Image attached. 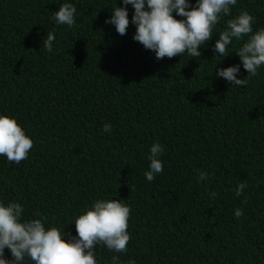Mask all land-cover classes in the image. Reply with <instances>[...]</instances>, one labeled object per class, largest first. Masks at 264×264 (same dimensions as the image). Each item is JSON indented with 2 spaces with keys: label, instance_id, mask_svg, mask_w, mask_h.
<instances>
[{
  "label": "trees",
  "instance_id": "16d2710c",
  "mask_svg": "<svg viewBox=\"0 0 264 264\" xmlns=\"http://www.w3.org/2000/svg\"><path fill=\"white\" fill-rule=\"evenodd\" d=\"M63 3L76 7L71 28L53 18ZM115 6L128 13L124 35L105 23ZM244 10L253 32L264 28V0H237L199 58L157 59L133 39L134 8L122 0H0V115L33 142L19 164L0 156V202L21 204L24 220L42 219L68 242L93 201L122 200L127 250L98 243L97 264L113 255L119 264H264V65L233 87L216 69L239 65L237 79L247 76L236 54L247 36L233 38L225 57L213 51ZM49 32L51 52L42 42ZM156 142L163 172L148 182ZM197 170L208 180L198 183ZM4 258L12 260L7 248Z\"/></svg>",
  "mask_w": 264,
  "mask_h": 264
},
{
  "label": "clouds",
  "instance_id": "9594fccd",
  "mask_svg": "<svg viewBox=\"0 0 264 264\" xmlns=\"http://www.w3.org/2000/svg\"><path fill=\"white\" fill-rule=\"evenodd\" d=\"M122 3L131 4L134 8L132 23L136 25V33L133 39L146 49L153 50L156 58L161 59L185 52L190 57L199 58L201 53L198 47L206 46L214 34V25L222 16L231 15V8L237 4V0H197L194 7L189 5L188 0H146L148 10H145V0H122ZM173 12L186 19H175ZM75 14L76 7L73 4L63 3L59 5L58 11L53 12V18L58 25L71 28L75 24ZM254 20L255 17L248 11H240L226 21V27L218 34L219 39L213 47L214 53L225 57L229 54L227 46L232 44L233 38L240 40L247 36V41L236 51L247 76L237 79L239 65L216 69L217 77H223L233 87L245 86L248 78L256 76L260 66L264 65V28L253 32L251 25ZM105 23L113 24L116 31L124 35L129 24L126 7L115 6ZM54 40V33H47V39L42 41L45 51L53 50ZM103 130L110 133L112 125L105 123ZM32 146V140L14 118L0 115V156H6L8 161L19 164L27 158ZM164 151L159 142L151 145L149 170L144 173L148 182L163 172L160 156ZM197 172L198 183L208 180L207 173ZM247 186L246 182L239 183L235 194L243 195ZM211 195L215 197L217 194ZM121 201H93L83 214L74 217L77 237H72L68 242L62 239L66 234L61 229L49 227L46 230L42 219L24 220L21 204L0 202V264H22L25 257L34 264H97L94 246L98 243H102L109 251L124 253L130 239L127 232L130 207ZM243 214L240 208L234 212L236 218ZM5 248L10 250L11 261L4 258ZM111 261L112 264H119V257L113 255Z\"/></svg>",
  "mask_w": 264,
  "mask_h": 264
}]
</instances>
